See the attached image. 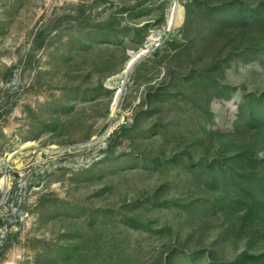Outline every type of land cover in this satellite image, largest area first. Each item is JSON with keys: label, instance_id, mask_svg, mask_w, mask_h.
<instances>
[{"label": "rangeland", "instance_id": "obj_1", "mask_svg": "<svg viewBox=\"0 0 264 264\" xmlns=\"http://www.w3.org/2000/svg\"><path fill=\"white\" fill-rule=\"evenodd\" d=\"M209 259L264 264V0H0V264Z\"/></svg>", "mask_w": 264, "mask_h": 264}, {"label": "trees", "instance_id": "obj_2", "mask_svg": "<svg viewBox=\"0 0 264 264\" xmlns=\"http://www.w3.org/2000/svg\"><path fill=\"white\" fill-rule=\"evenodd\" d=\"M221 14H225L226 16H229V15H231V11H222ZM255 116L258 117V116H259L258 113L255 114ZM259 180H261V179H259ZM261 182H262V181H261ZM259 188L262 189L263 186L260 184V185H259ZM195 258H196V255H194V254L191 255V259H195ZM209 261H210L211 264H215V261H214V260L209 259Z\"/></svg>", "mask_w": 264, "mask_h": 264}, {"label": "bare ground", "instance_id": "obj_3", "mask_svg": "<svg viewBox=\"0 0 264 264\" xmlns=\"http://www.w3.org/2000/svg\"><path fill=\"white\" fill-rule=\"evenodd\" d=\"M181 17H182V14L180 13V11H177V13L175 14V17H174V21L179 22Z\"/></svg>", "mask_w": 264, "mask_h": 264}]
</instances>
